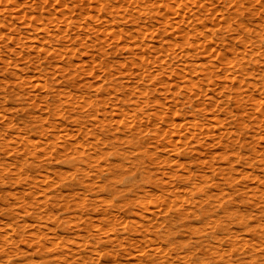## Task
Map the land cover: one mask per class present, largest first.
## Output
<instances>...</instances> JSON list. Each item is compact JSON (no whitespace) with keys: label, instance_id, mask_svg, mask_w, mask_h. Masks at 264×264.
Returning a JSON list of instances; mask_svg holds the SVG:
<instances>
[{"label":"rangeland","instance_id":"obj_1","mask_svg":"<svg viewBox=\"0 0 264 264\" xmlns=\"http://www.w3.org/2000/svg\"><path fill=\"white\" fill-rule=\"evenodd\" d=\"M0 264H264V0H0Z\"/></svg>","mask_w":264,"mask_h":264},{"label":"bare ground","instance_id":"obj_2","mask_svg":"<svg viewBox=\"0 0 264 264\" xmlns=\"http://www.w3.org/2000/svg\"><path fill=\"white\" fill-rule=\"evenodd\" d=\"M61 30V29H60Z\"/></svg>","mask_w":264,"mask_h":264}]
</instances>
